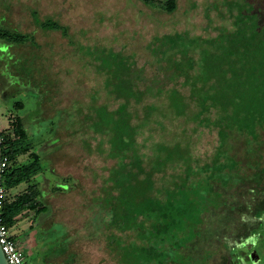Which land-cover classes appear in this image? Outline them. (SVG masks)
<instances>
[{"label": "trees", "instance_id": "trees-1", "mask_svg": "<svg viewBox=\"0 0 264 264\" xmlns=\"http://www.w3.org/2000/svg\"><path fill=\"white\" fill-rule=\"evenodd\" d=\"M224 4L235 27L232 33L221 30L203 37L176 31L154 36L145 45L154 68L150 77L145 63L139 64L123 49L75 46L89 49V66L102 80L99 91L89 95L83 116L78 109L74 126L83 131L87 147L93 141L96 152L113 161L99 193L92 197L98 227L91 234L103 236L116 264H197L200 253L214 246L211 238L229 242L240 227V223L218 227L210 216L224 206L218 202V191L224 187L217 182L247 183L246 161L264 157V22L233 0ZM160 8L170 14L176 0ZM31 19L42 31L70 37L68 27L54 18L41 19L31 11ZM0 42L35 44L32 33L2 25ZM101 90L103 101L97 99ZM203 128L216 132L210 155H204L194 138ZM0 132L9 160L1 216L11 228L23 215L45 214L47 207L33 181L42 172L41 157L22 118L10 116ZM257 172L254 175L263 182ZM64 186L68 188L55 184L54 191H65ZM245 199L248 208L257 206L258 200ZM242 202L237 200L236 205ZM65 237L67 246L61 254H67L66 232ZM220 247L212 248L222 255L229 252V244ZM64 264H78L75 255H67Z\"/></svg>", "mask_w": 264, "mask_h": 264}, {"label": "rangeland", "instance_id": "rangeland-1", "mask_svg": "<svg viewBox=\"0 0 264 264\" xmlns=\"http://www.w3.org/2000/svg\"><path fill=\"white\" fill-rule=\"evenodd\" d=\"M146 1L154 8L138 0H0V25L32 33L35 42L22 46L0 42V130L7 128L10 116L22 118L28 139L41 157L42 172L33 181L42 190L41 201L47 207L45 214L29 212L10 228L26 264H64L69 254L75 255L78 264H116L103 236L99 232L91 234L98 227V208L92 197L99 193L113 161L97 153L93 141L87 147L83 131L74 126L78 109L83 116L88 110L85 103L89 95L99 91L102 80L89 66V49L75 46L99 44L123 49L134 54L139 64L145 63V74L150 77L154 68L149 65L152 57L145 45L154 36L188 31L194 36L214 37L221 30H235L225 0H176L170 14L160 8L169 0ZM233 1L264 22V0ZM31 11L41 19L50 17L66 25L70 37L36 28ZM176 86L188 93L187 88L178 83ZM97 95L103 101L104 91ZM194 138L204 155L214 151V130L203 128ZM246 164L247 183L217 182L224 187L218 191V202L224 206L210 216L213 223L218 221V227L222 223H240L229 242L211 238L212 247L229 244V252L222 255L220 250L206 248L208 251L200 253L197 264H240L241 243L259 220L254 217L255 211L264 219V181L254 175L258 171L264 177V157L248 159ZM55 184H67L68 188L55 192ZM245 198L258 200L257 206L248 208L249 200ZM243 199L245 202L236 205ZM243 213L249 219H239ZM255 230L264 233V225ZM65 232L69 244L67 254H61L67 246Z\"/></svg>", "mask_w": 264, "mask_h": 264}, {"label": "built area", "instance_id": "built-area-1", "mask_svg": "<svg viewBox=\"0 0 264 264\" xmlns=\"http://www.w3.org/2000/svg\"><path fill=\"white\" fill-rule=\"evenodd\" d=\"M4 136L0 132V246L8 264H26L24 254L20 249L15 238L10 234L2 219L1 212L3 203L6 199L5 176L9 166V160L4 152Z\"/></svg>", "mask_w": 264, "mask_h": 264}, {"label": "crops", "instance_id": "crops-1", "mask_svg": "<svg viewBox=\"0 0 264 264\" xmlns=\"http://www.w3.org/2000/svg\"><path fill=\"white\" fill-rule=\"evenodd\" d=\"M256 225L250 228L248 238L241 243L242 255L239 257L240 264H264V233L260 230L256 232V228L264 225V219L261 217Z\"/></svg>", "mask_w": 264, "mask_h": 264}, {"label": "water", "instance_id": "water-1", "mask_svg": "<svg viewBox=\"0 0 264 264\" xmlns=\"http://www.w3.org/2000/svg\"><path fill=\"white\" fill-rule=\"evenodd\" d=\"M0 264H8V262L5 258V255L1 249V246H0Z\"/></svg>", "mask_w": 264, "mask_h": 264}]
</instances>
